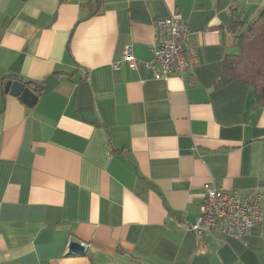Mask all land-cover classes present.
Wrapping results in <instances>:
<instances>
[{
  "label": "crops",
  "instance_id": "crops-1",
  "mask_svg": "<svg viewBox=\"0 0 264 264\" xmlns=\"http://www.w3.org/2000/svg\"><path fill=\"white\" fill-rule=\"evenodd\" d=\"M88 2L0 0V264H264V196L243 240L185 229L204 183L264 194V107L224 72L264 0ZM173 14L197 62L155 78ZM16 80L42 84L33 106Z\"/></svg>",
  "mask_w": 264,
  "mask_h": 264
},
{
  "label": "built area",
  "instance_id": "built-area-1",
  "mask_svg": "<svg viewBox=\"0 0 264 264\" xmlns=\"http://www.w3.org/2000/svg\"><path fill=\"white\" fill-rule=\"evenodd\" d=\"M152 26L154 41L151 53L159 66V70L153 72V77L166 79L177 74L183 79L184 75H190L197 62V55L189 44L191 32L188 21L173 14L154 20ZM123 59L131 68L137 66L128 45L124 49ZM113 67L117 68L118 65L114 64ZM263 196L256 188L241 194L237 190L218 188L211 182L204 183L196 219L186 225L185 229L191 231L198 241L205 235L215 234L243 240L262 221Z\"/></svg>",
  "mask_w": 264,
  "mask_h": 264
},
{
  "label": "trees",
  "instance_id": "trees-1",
  "mask_svg": "<svg viewBox=\"0 0 264 264\" xmlns=\"http://www.w3.org/2000/svg\"><path fill=\"white\" fill-rule=\"evenodd\" d=\"M101 0H89L88 6L92 13L100 8ZM239 51L227 59L224 64L225 75L253 87L258 102L264 107V6L246 29L236 36ZM33 92L38 96L42 84L27 82Z\"/></svg>",
  "mask_w": 264,
  "mask_h": 264
},
{
  "label": "water",
  "instance_id": "water-1",
  "mask_svg": "<svg viewBox=\"0 0 264 264\" xmlns=\"http://www.w3.org/2000/svg\"><path fill=\"white\" fill-rule=\"evenodd\" d=\"M28 81H8L5 85L6 92H9L19 98L27 105L33 106L37 100V96L33 90L27 86ZM84 252V247L77 241H71L69 244V252Z\"/></svg>",
  "mask_w": 264,
  "mask_h": 264
}]
</instances>
